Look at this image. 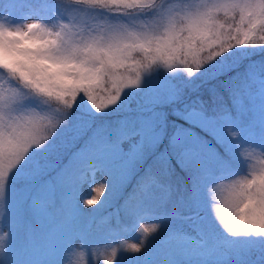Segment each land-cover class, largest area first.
I'll return each mask as SVG.
<instances>
[{
    "label": "snow or ice",
    "instance_id": "obj_1",
    "mask_svg": "<svg viewBox=\"0 0 264 264\" xmlns=\"http://www.w3.org/2000/svg\"><path fill=\"white\" fill-rule=\"evenodd\" d=\"M0 264H264V0H0Z\"/></svg>",
    "mask_w": 264,
    "mask_h": 264
},
{
    "label": "rangeland",
    "instance_id": "obj_2",
    "mask_svg": "<svg viewBox=\"0 0 264 264\" xmlns=\"http://www.w3.org/2000/svg\"><path fill=\"white\" fill-rule=\"evenodd\" d=\"M163 76H164V73H163V70H161V75L158 78V80L155 81V83L162 82L163 81ZM176 83H179V82H176ZM190 90L191 89H188L187 90L188 94L190 93ZM193 131L199 132V134H201L203 136L204 135H207L208 137H210L209 139H211V141H212V137L210 135H208L207 133L200 132L199 129H193ZM132 178H133V175H130V176L127 177V180L125 182V189H126L128 183H129V181L132 180ZM101 182H102V177H101L100 174H97L96 183L93 185V187H97L98 188L100 186ZM95 194H96L95 192L92 193V195H95ZM93 207L94 208H99L100 206L99 205H96V206H93ZM85 211H89V209L86 208ZM107 211H114V208H108ZM99 214H104L103 213V209H101V211H100ZM144 223H146L149 226H151V224L153 223V221L146 220V221H144ZM5 231H7V221H5ZM126 235H127V238L129 239V241H132L138 235V233H136L135 231H129Z\"/></svg>",
    "mask_w": 264,
    "mask_h": 264
},
{
    "label": "trees",
    "instance_id": "obj_3",
    "mask_svg": "<svg viewBox=\"0 0 264 264\" xmlns=\"http://www.w3.org/2000/svg\"><path fill=\"white\" fill-rule=\"evenodd\" d=\"M189 94H190V95H193V97L195 96V94L192 92V90H190V93H189ZM200 132H201V131H200ZM204 137H205V139L209 140L210 143L212 142L211 139H209L210 137H208L207 135H204ZM138 178H139L138 176L133 175L132 180L129 181V183H128L127 187H126V190H127V191H130V190H131V187L134 186V184H135V182H136V180H137Z\"/></svg>",
    "mask_w": 264,
    "mask_h": 264
}]
</instances>
